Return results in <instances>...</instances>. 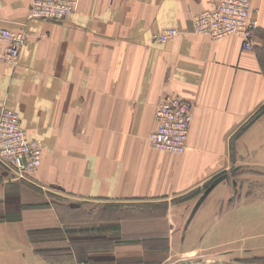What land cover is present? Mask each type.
Wrapping results in <instances>:
<instances>
[{
    "label": "crops",
    "instance_id": "1",
    "mask_svg": "<svg viewBox=\"0 0 264 264\" xmlns=\"http://www.w3.org/2000/svg\"><path fill=\"white\" fill-rule=\"evenodd\" d=\"M218 1L79 0L78 11L49 21L29 18L33 0H0V24L29 38L18 66L0 63V113H18L43 150L32 182L0 179V202L23 215L1 223L7 226L3 235L19 239L64 226L71 212L192 215L190 205H199L200 215L207 201L212 211L203 215L224 209L237 186L229 171L243 157H264V0L252 1L259 22L253 50H244L238 35L195 33L194 17ZM171 28L179 32L174 40L154 41ZM166 95L193 105L182 155L156 150L149 140ZM215 176L223 181L201 202L200 196L188 197ZM49 196L66 202L56 209ZM144 220L145 231H138L143 240L125 242L124 230L123 238H115L121 245L115 262L83 264L146 261L171 250L177 239L172 231L168 235L161 220ZM130 222L123 219V229Z\"/></svg>",
    "mask_w": 264,
    "mask_h": 264
},
{
    "label": "rangeland",
    "instance_id": "2",
    "mask_svg": "<svg viewBox=\"0 0 264 264\" xmlns=\"http://www.w3.org/2000/svg\"><path fill=\"white\" fill-rule=\"evenodd\" d=\"M261 154L264 156V153ZM242 161L240 167L233 168L228 173L231 176L230 181L237 182L235 193L230 196L231 200L225 204L224 209H221V205L218 206L219 209L217 207V211L213 209L217 212L213 215H203L208 210L212 211L208 201L201 207L200 215L197 211L199 205H190V208H193L192 215L73 216L67 208L69 215L65 216L69 221L64 226L62 224L51 230L35 231L33 235L23 237L20 235L19 239H13L6 233L3 235V229L7 226L0 225V264L115 262L116 248L121 246L115 244L117 241L115 238H123L124 230L125 242L133 244L143 240V232L138 231L139 228L145 231V227L141 225L148 222L144 220L146 216L161 220L162 228H168V235L172 231V236L177 237L171 250L163 249L146 258L147 263L151 262L149 264H175L184 261H191L194 264H264V157L260 159L243 157ZM13 173L10 167L0 162L1 180L4 176L9 183L17 179ZM212 179L200 188V191L193 192L188 197L200 196L201 202L208 192L223 181L218 180V176ZM32 180L29 178L25 181L30 183ZM8 185L5 191L9 192ZM31 187L41 194L40 188L33 184ZM50 202L51 206L58 209V206L65 204L66 201L61 197L52 196ZM164 208L162 204L161 213L164 212ZM15 211L16 209L10 208L8 203L0 202V224H9L8 221L23 217L13 214ZM221 212L223 215H220ZM125 218L131 222L123 229L122 222ZM164 233L163 235H166V230ZM126 245L124 247L126 251H129L126 247H134ZM129 252L132 254L135 251ZM157 255H160V258ZM146 261L143 258H134L121 262L144 264Z\"/></svg>",
    "mask_w": 264,
    "mask_h": 264
},
{
    "label": "built area",
    "instance_id": "3",
    "mask_svg": "<svg viewBox=\"0 0 264 264\" xmlns=\"http://www.w3.org/2000/svg\"><path fill=\"white\" fill-rule=\"evenodd\" d=\"M113 2L114 0H109ZM253 0H219L212 10H205L193 19L194 31L212 39L231 35L241 36L243 49H254L259 22L252 10ZM79 0H33L29 18L58 21L78 11ZM179 32L175 28L157 34L154 41L166 44ZM24 30L10 29L0 24V63L11 67L19 64L22 48L28 42ZM193 120V105L178 95H166L158 104L156 128L149 136L151 146L159 151L182 155L185 153ZM43 150L29 138L15 111L0 113V162L10 167L17 179L33 178L40 169Z\"/></svg>",
    "mask_w": 264,
    "mask_h": 264
},
{
    "label": "water",
    "instance_id": "4",
    "mask_svg": "<svg viewBox=\"0 0 264 264\" xmlns=\"http://www.w3.org/2000/svg\"><path fill=\"white\" fill-rule=\"evenodd\" d=\"M175 264H194V263H192L191 261H184V262H179Z\"/></svg>",
    "mask_w": 264,
    "mask_h": 264
}]
</instances>
